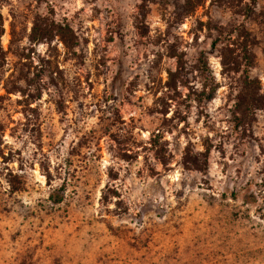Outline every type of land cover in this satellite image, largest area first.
Returning <instances> with one entry per match:
<instances>
[{"label":"rangeland","instance_id":"374dc122","mask_svg":"<svg viewBox=\"0 0 264 264\" xmlns=\"http://www.w3.org/2000/svg\"><path fill=\"white\" fill-rule=\"evenodd\" d=\"M0 14V264H264V0Z\"/></svg>","mask_w":264,"mask_h":264},{"label":"trees","instance_id":"16d2710c","mask_svg":"<svg viewBox=\"0 0 264 264\" xmlns=\"http://www.w3.org/2000/svg\"><path fill=\"white\" fill-rule=\"evenodd\" d=\"M2 24L3 21H2V16L0 14V38L4 32V29L2 28ZM216 46H218L217 39L213 40L212 42L213 49L216 48ZM240 52H242L243 58L240 61L236 59L233 62L236 65V67L234 68L235 71H240L242 66H244L245 68L243 71L244 78L243 81L241 82V85L239 86L238 94L236 96L235 106L238 115V117H236V124L239 126H245L249 114L254 113L258 109H260V107H262L263 98L260 95V89H261L260 82L250 76V71L255 67V59L253 54L249 50L248 46H244V48H242V51L240 50ZM2 56H3V50L0 45L1 60H3ZM224 56L226 57V54L223 55V57ZM242 61L244 63H242ZM226 64L228 63L224 62V65ZM208 98L212 99L213 93H211ZM50 198L55 204H59L63 201V197L59 195L51 194Z\"/></svg>","mask_w":264,"mask_h":264}]
</instances>
